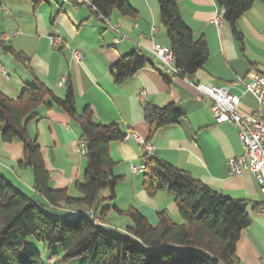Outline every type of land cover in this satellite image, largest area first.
Segmentation results:
<instances>
[{"label": "crops", "instance_id": "crops-1", "mask_svg": "<svg viewBox=\"0 0 264 264\" xmlns=\"http://www.w3.org/2000/svg\"><path fill=\"white\" fill-rule=\"evenodd\" d=\"M129 2L138 16H123L115 10L109 22L119 26L117 33L79 0H47L36 9L28 1L0 0V40L30 58L37 78L58 97L64 98L70 84L79 114L89 106L98 123L120 126L126 138L110 147L111 158L116 163L115 174L132 179L138 196L132 207L141 211L153 225L157 224L158 213L163 210H168L175 223L183 221L176 222L171 195L159 192L154 199L146 196L143 173H133V167L142 166L146 147L133 135L145 141L149 138L150 130L144 118L146 104L160 108L173 106L182 114L180 123L160 129L148 144L154 147L155 156L160 160L189 173L212 190L246 204L251 225L242 233L236 257L240 264H261L264 260V192L248 169L240 176H230L228 161L244 153L238 130L230 124L215 123L213 101L201 97L195 85L231 87L242 96L238 109L242 115L250 116L260 110L254 95L245 93L241 85L235 87V83L238 80L250 83L254 74L264 72V3H255L237 22L241 42L225 21L221 27L213 23L221 13L217 0H180L183 20L197 39L205 37L210 52L204 68L189 79L168 73L153 55L156 46L170 47L161 23L158 0ZM53 39L61 40V44L53 47ZM117 39L122 40L116 44ZM73 50L83 52L82 62L74 60ZM134 52L149 63L132 78L116 84L110 73L112 66L122 56ZM0 68L8 72V77L0 74V92L7 96L17 98L27 86L34 85L31 74L14 58L0 57ZM39 114L37 120L29 123L28 130L31 138L37 140L45 166L52 175L51 188L67 189L69 195L73 190L77 192L75 184L83 181L87 168L80 128L55 105L52 108L41 106ZM0 150L19 168L22 144L2 143ZM0 174L46 204L35 194L31 170L19 168L16 171L13 166L10 169L0 165ZM27 246L44 253L47 250L46 245L34 239H29Z\"/></svg>", "mask_w": 264, "mask_h": 264}, {"label": "trees", "instance_id": "trees-1", "mask_svg": "<svg viewBox=\"0 0 264 264\" xmlns=\"http://www.w3.org/2000/svg\"><path fill=\"white\" fill-rule=\"evenodd\" d=\"M31 2L38 8L47 0H17ZM160 19L176 60L178 76L192 79L209 60L205 37L197 39L185 23L179 8L180 0H158ZM257 2L264 0H217L223 19L239 41L236 29L239 19ZM90 9L103 21L115 10L123 16L136 18L138 11L129 0H91ZM1 54L10 55L27 70L34 85L27 86L17 98L0 92V137L4 144L15 141L23 145L20 169H29L34 177L35 194L46 204L17 188L0 174V264H50L56 255L43 259L42 252L28 247L32 238L52 250L63 249L62 262L75 259L81 264H240L236 257L242 233L251 225L245 203L224 196L189 173L146 153L143 156V190L149 199L159 192L173 197L183 223H175L168 210L158 213L153 225L138 209L130 207L114 211L130 220L124 233L99 223L109 221L110 208L102 209L106 201L101 193L109 189V200L117 199L116 187L124 177L115 174L116 163L110 155L113 143L122 142L126 135L116 123H98L89 106L79 114L76 97L69 84L64 98L58 97L35 75L31 60L0 40ZM149 61L134 52L126 54L111 68L116 84H122L143 69ZM48 100L51 102L48 103ZM54 105L62 109L81 131L80 141L87 161L83 181L76 182L79 197L67 189H52V175L47 170L37 140L32 139L28 125L39 118V109ZM144 118L149 127L148 144L165 127L177 125L182 119L173 106H144ZM51 207V208H50ZM67 212L74 216H53ZM92 211L93 218L87 212Z\"/></svg>", "mask_w": 264, "mask_h": 264}, {"label": "built area", "instance_id": "built-area-1", "mask_svg": "<svg viewBox=\"0 0 264 264\" xmlns=\"http://www.w3.org/2000/svg\"><path fill=\"white\" fill-rule=\"evenodd\" d=\"M79 1L89 7L92 6L91 0ZM223 15L224 11L221 10L219 17L213 21L217 27L222 26L224 22ZM105 22L111 29L119 33L118 25H112L109 20H105ZM121 40L117 39L116 44ZM51 44L53 47H58L61 44V40L53 39ZM72 54L75 61L79 63L83 61V52L73 50ZM153 55L162 62L168 73L178 75L176 60L170 47L156 46L153 49ZM0 74L8 77V72L3 68H0ZM240 85L243 86L245 93L254 95L260 107L259 111L250 116L242 115L238 111L242 96L234 93L231 87L222 88L197 84L195 85V89L201 97H206L213 101L212 113L217 125L230 124L238 130L240 140L244 147V153L228 161L230 176H240L243 170L248 169L254 175L261 191L264 192V72L254 74L250 83L246 84L241 80L235 83V87H239ZM133 137L146 147V152L149 155L155 154L154 147L147 144L141 136L133 135ZM84 146L85 143L81 142L82 149ZM143 169V166L133 167V173H142ZM262 212L264 213V208ZM87 214L93 218L91 211H88ZM93 219L99 223L97 218ZM99 224L105 226L103 223ZM261 264H264V260L261 261Z\"/></svg>", "mask_w": 264, "mask_h": 264}, {"label": "rangeland", "instance_id": "rangeland-1", "mask_svg": "<svg viewBox=\"0 0 264 264\" xmlns=\"http://www.w3.org/2000/svg\"><path fill=\"white\" fill-rule=\"evenodd\" d=\"M4 54H1L0 57L5 58L7 57V59L12 60L13 58H11L12 56L8 55V56H3ZM3 142L1 141V137H0V145ZM16 143H20L18 141H16ZM21 144V143H20ZM9 147H12L10 145H8ZM0 165H7L8 168H12V166L15 168V170L17 171L19 168H17L16 165L11 164L10 160L8 158L5 157V155L3 154V152L0 150ZM125 178V177H124ZM24 193H30L29 191H27V189H23ZM116 193H117V199L112 202L111 200H109L110 196H111V191L109 189L104 190L101 193V198L105 199L106 201L103 203V207L102 209L105 208H110L111 209V213L109 215V221H104L103 224L105 226H108L107 224H111L114 226V230H116V228L118 229H126V227L131 224L130 220L126 217H121L120 215H118L116 213V211H114V207H117L119 210L121 211H126L128 210L130 207H132V205L134 203H136L138 201V196H137V190H135L133 184H132V179L127 176L122 182H120L117 187H116ZM71 196L75 197V196H79L78 192H76L75 190H73L70 193ZM174 203V200H173ZM173 210L175 211V213H177V221L176 222H180L182 221L180 215L178 214V211L176 209V205L174 203V206H172ZM47 212H49L51 215L53 216H68V217H72L74 216L71 213H67V212H61L60 214L57 213L56 211L53 210H49L47 209ZM92 213V211H91ZM59 214V215H57ZM179 217V218H178ZM32 239V238H30ZM43 254V259L45 261H47V259L49 257H52L53 255H56L58 264H81V260L79 259H75L69 262H62V257H63V249L61 246H55L52 250H46V252L44 253L42 251ZM54 262H56V259H52L49 260L48 263L53 264Z\"/></svg>", "mask_w": 264, "mask_h": 264}]
</instances>
